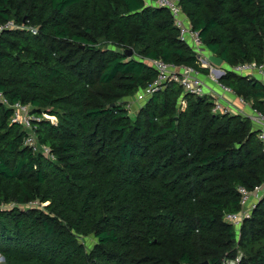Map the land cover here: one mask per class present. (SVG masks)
<instances>
[{"label":"trees","instance_id":"obj_1","mask_svg":"<svg viewBox=\"0 0 264 264\" xmlns=\"http://www.w3.org/2000/svg\"><path fill=\"white\" fill-rule=\"evenodd\" d=\"M149 1L0 0V26L16 25L0 29L5 264H264V196L238 234L223 218L240 209L238 186L264 182L249 118L212 113L209 97L181 96L174 82L128 115L127 100L156 76L143 58L208 72ZM180 4L222 63H264V0ZM219 81L264 113L262 82L230 71ZM17 101L40 118L34 133L49 156L23 143L10 120ZM89 235L87 249L79 237Z\"/></svg>","mask_w":264,"mask_h":264},{"label":"built area","instance_id":"obj_2","mask_svg":"<svg viewBox=\"0 0 264 264\" xmlns=\"http://www.w3.org/2000/svg\"><path fill=\"white\" fill-rule=\"evenodd\" d=\"M151 5L165 8L169 11L174 27L178 31V39L189 45L191 50L195 53L197 64L201 68L208 70V85L199 71V69L186 65L176 64L164 61L160 58H148L143 60L149 64L156 72L155 78L145 87L139 89L134 94V102L142 103L152 96L153 93L162 90L167 84L174 82L181 86L183 94H192L195 96L206 95L212 101L211 112L215 114H239L243 115L251 121L253 127L257 130L258 138L264 142V113L252 106V101L238 96L235 91L229 86L221 83L219 77L227 71L241 76H248L249 78L257 79L264 84V63H258L255 60L239 62L234 65L221 63L216 66L209 60V53L202 44L198 32L191 27L188 17L183 12L180 0H152L149 1ZM16 25L12 21H8L2 28H12ZM32 33L36 29L31 28ZM216 86L217 91L212 87ZM237 97L240 105L233 106L231 98ZM4 102H6L4 100ZM180 104L186 105L184 99L180 100ZM12 108L11 122L18 123L25 129L26 134L23 140L25 145L36 151L38 142L34 133V121L40 118L32 115L28 104H23L19 101L10 104ZM244 110H249L244 112ZM43 118L55 122V116L43 114ZM42 153L45 156L50 155V150L46 146H42ZM240 195V209L235 212H229L224 215V220L231 223L236 229L237 234L244 219L251 215L252 209L256 203L264 196V182L255 185L252 189L240 185L237 187ZM240 256L235 259H225L222 264H227L228 261L239 260Z\"/></svg>","mask_w":264,"mask_h":264},{"label":"rangeland","instance_id":"obj_3","mask_svg":"<svg viewBox=\"0 0 264 264\" xmlns=\"http://www.w3.org/2000/svg\"><path fill=\"white\" fill-rule=\"evenodd\" d=\"M186 15V14H185ZM20 26V25H19ZM19 26H17V27H19ZM35 29V28H34ZM104 46H110V42H108V43H106ZM201 73H203V72H201ZM206 75L208 74V72L207 73H205ZM204 78V77H203ZM207 81H208V79H207ZM208 85H211V84H209L210 83V81H208V82H206ZM212 87L217 91V89H216V86L215 85H213L212 84ZM165 88V87H164ZM163 88V89H164ZM162 89V90H163ZM181 96H184V94H183V92L181 93ZM208 97V96H207ZM149 100V98L145 101V102H142V103H135L134 102V96H132L131 98H129L128 100H127V102H126V107H127V110H128V115L129 116H131V117H134L135 116V114H136V112L138 111V109L139 108H141L147 101ZM180 103V102H179ZM232 105L233 106H239L240 105V103H239V101H238V99H235L233 102H232ZM186 106V105H185ZM185 106H183V104H180L179 106H177V110H184L185 109ZM249 110H244V112H248ZM241 116H243V115H241ZM253 126V125H252ZM264 143V142H263ZM38 148L39 149H37L36 151H42V145H38ZM34 205H36V203L34 202V203H31V204H29L28 206H34ZM9 206H10V204H2V205H0V208L1 209H3V208H9ZM256 206V205H255ZM236 229V228H235ZM236 231H237V229H236ZM79 240L80 241H82L84 244H85V246H86V248L87 249H89V248H91L93 245H94V243L96 242V240H95V238L92 236V235H89V236H86V237H79ZM240 255V254H239ZM225 260V259H224ZM0 264H5L4 263V259H3V257L0 255ZM227 264H236V262L235 261H228L227 262Z\"/></svg>","mask_w":264,"mask_h":264},{"label":"water","instance_id":"obj_4","mask_svg":"<svg viewBox=\"0 0 264 264\" xmlns=\"http://www.w3.org/2000/svg\"><path fill=\"white\" fill-rule=\"evenodd\" d=\"M124 52H125V55H127V56H131L133 54V52L130 48L126 49ZM208 58L216 66H219L222 63V59L220 57L214 55V54H210ZM198 264H208V262H207V260H205V261L200 262Z\"/></svg>","mask_w":264,"mask_h":264},{"label":"crops","instance_id":"obj_5","mask_svg":"<svg viewBox=\"0 0 264 264\" xmlns=\"http://www.w3.org/2000/svg\"><path fill=\"white\" fill-rule=\"evenodd\" d=\"M201 74H202V76L204 77V81H205V82H208L209 80L207 81V79H208L207 75L204 74V73H201ZM235 99H237V97H235V98H231V101L233 102Z\"/></svg>","mask_w":264,"mask_h":264}]
</instances>
